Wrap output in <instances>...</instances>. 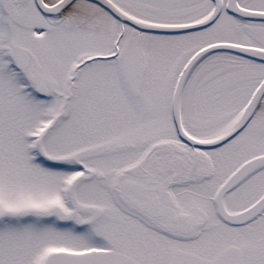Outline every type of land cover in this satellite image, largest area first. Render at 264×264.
<instances>
[{
  "label": "snow or ice",
  "instance_id": "6c2138e0",
  "mask_svg": "<svg viewBox=\"0 0 264 264\" xmlns=\"http://www.w3.org/2000/svg\"><path fill=\"white\" fill-rule=\"evenodd\" d=\"M0 264H264V0H0Z\"/></svg>",
  "mask_w": 264,
  "mask_h": 264
}]
</instances>
